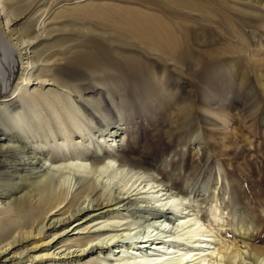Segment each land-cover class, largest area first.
Instances as JSON below:
<instances>
[{
    "label": "rangeland",
    "instance_id": "374dc122",
    "mask_svg": "<svg viewBox=\"0 0 264 264\" xmlns=\"http://www.w3.org/2000/svg\"><path fill=\"white\" fill-rule=\"evenodd\" d=\"M13 5L26 17L0 38L32 44L33 62L55 68L75 101H59L58 107L66 105L60 112L61 128L50 109L45 115L41 104V109L33 108L38 111L29 113L32 119L42 117L55 126L48 124L53 130L47 127L25 141L37 152L51 153L45 159L52 166L69 165L63 189L77 188L80 166L90 171L92 155L101 160L110 156L115 167L102 176L104 182L123 186L131 169L153 174L158 184L178 192L171 200L182 196L187 211L196 213L193 218L198 216L212 241L222 238L224 244L239 248L236 264H254L255 254L264 252L262 35L232 16L241 24L238 34L213 39L222 33L212 18L172 6L164 10L167 6L160 0H14ZM92 5L129 10L147 24L159 16L173 27L176 40L182 34L178 27H190L186 55L164 56L136 43L113 29L108 10L97 18L76 13ZM17 111H22L20 104L12 112ZM118 129L119 136L111 137ZM62 130L75 133L64 144ZM16 139L10 140L20 145ZM116 156L127 165L124 170L117 168ZM0 181L10 183L11 178ZM142 235L147 234L135 232L124 242L135 245ZM179 242L182 249L194 245L182 247ZM128 247L109 256L124 255Z\"/></svg>",
    "mask_w": 264,
    "mask_h": 264
},
{
    "label": "bare ground",
    "instance_id": "6f19581e",
    "mask_svg": "<svg viewBox=\"0 0 264 264\" xmlns=\"http://www.w3.org/2000/svg\"><path fill=\"white\" fill-rule=\"evenodd\" d=\"M13 1L0 0V33H11L14 29L10 27L26 17L27 13L21 15V7L14 6ZM160 1L167 6L164 10L172 6L177 11L187 10L201 18H212L222 33L213 39L219 40L226 33L238 34L241 24L264 38V0ZM105 10L110 11L107 20L113 29L134 38L136 43L152 46L164 56L181 52L186 55L190 27H178L182 34L176 40L173 27L159 16L147 24L129 10L96 5L82 7L76 13L97 18ZM232 16L241 24L235 23ZM201 31L197 30L199 34L205 32ZM27 43L19 38L7 43L0 38V180L11 178L10 183H0V264H236L239 248L224 244L222 238L212 241L210 231L200 224L198 216L193 218L196 213L187 211L182 196L177 201L171 200L175 191L171 193L167 186L158 184L151 173L142 175L137 169H131L126 183L114 188L102 179L115 167L113 159L108 156L101 160L92 155L88 162L90 171L83 164L80 166L77 188L63 189L64 170H69V165L52 166L45 159L51 153L37 152L25 141L29 135L47 127L53 130L51 124L55 126L52 121L42 122V117L32 119L30 114L38 111L33 108L41 109L42 105L45 115L50 109L59 121L56 125L60 126V112L66 105L58 107L59 101L64 97L65 101L72 100V94L65 89L68 86L57 76L55 68L48 64L37 67L33 62L34 47ZM226 48L232 50L229 45ZM19 104L22 111L13 113ZM118 132L119 129L110 133L111 137L117 138ZM73 134L62 130V143H67ZM15 137L20 145L11 141ZM116 159L117 168L124 170L125 162L119 156ZM142 182L145 183L142 185ZM159 196L165 198L158 200ZM135 232L147 235L128 247L124 241ZM191 239L194 245L185 247L186 243H192ZM126 247L124 252L121 249L124 255L109 256L111 251ZM257 254L254 264H264V252Z\"/></svg>",
    "mask_w": 264,
    "mask_h": 264
}]
</instances>
